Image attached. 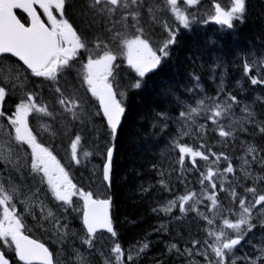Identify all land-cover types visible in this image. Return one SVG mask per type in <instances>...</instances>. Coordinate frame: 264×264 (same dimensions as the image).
Instances as JSON below:
<instances>
[{
  "label": "snow or ice",
  "instance_id": "snow-or-ice-1",
  "mask_svg": "<svg viewBox=\"0 0 264 264\" xmlns=\"http://www.w3.org/2000/svg\"><path fill=\"white\" fill-rule=\"evenodd\" d=\"M201 5L202 0H81L88 28L101 27L90 37L68 14L74 0H0V264H137L146 253L149 241L126 249L114 225L106 190L116 141L128 90L144 87L171 57L181 29L199 22L232 30L247 12V0H211L203 12ZM154 25L162 39L154 38ZM243 73L252 86H264V54L246 57ZM192 78L186 89L192 103L176 97L178 114L160 110L152 124L161 132L175 126L168 147L177 153L175 179L185 191L158 201L152 212L171 216L178 208L181 217L194 213L203 221V239L167 245L185 264H264V144L255 142L264 141V111L255 106L264 108V95L245 102L226 90L222 78L212 96L199 76ZM209 131L218 133L222 147L240 134L253 140L241 141L242 154L232 157L209 146ZM45 134L50 141L60 137L61 146L67 140L63 157ZM186 137L202 142L194 146ZM97 156L102 164L88 179L99 173L105 191L75 181L70 171L86 168ZM176 172L174 166L158 170L161 190L172 191ZM189 172L198 173V188H189ZM151 190L141 186L142 193ZM76 220L78 230L71 227ZM37 231L50 234L58 251ZM155 231L167 228L161 224Z\"/></svg>",
  "mask_w": 264,
  "mask_h": 264
},
{
  "label": "trees",
  "instance_id": "trees-1",
  "mask_svg": "<svg viewBox=\"0 0 264 264\" xmlns=\"http://www.w3.org/2000/svg\"><path fill=\"white\" fill-rule=\"evenodd\" d=\"M69 12L80 30L85 29L89 35L101 31L100 26L88 28L80 14L81 0H74V8ZM253 54H264V0H247L245 20L237 22L232 30L224 31L199 22L193 25L191 30L179 35L171 57L155 74H149L146 85L141 89L128 90V111L116 141L112 186L106 192L113 199L114 225L121 244L127 249L144 240L150 242L149 249L137 264H185L183 258L175 253L169 254L167 245L170 242L183 245L190 238H204L203 221L194 213L181 217L178 208L171 216L152 212L158 201L172 199L185 191L184 185L175 179L179 169L177 153L168 147L169 136L175 126L170 124L164 132L159 127L153 129L155 113L167 110L173 115L178 114L176 97L192 103L186 89L194 83L193 74L200 77V83L209 95H216L217 86L223 78L227 91L251 103L257 96L264 95V86H252L243 73L244 59H250ZM255 106L258 112L264 111L259 103ZM248 136L240 134L235 143H228V148L234 149L232 153L228 151L229 154L241 150V141L253 140L252 136ZM255 142L264 144L258 137ZM153 165H156L155 169ZM173 166L177 172L173 173L172 191L165 192L159 188L157 172ZM197 177L198 173H187L189 188H198ZM149 185L152 190L142 193L141 186ZM161 224L166 226V232L155 231ZM256 232L259 238V230ZM110 239V235H103L106 243ZM75 243L79 245V240Z\"/></svg>",
  "mask_w": 264,
  "mask_h": 264
},
{
  "label": "flooded vegetation",
  "instance_id": "flooded-vegetation-1",
  "mask_svg": "<svg viewBox=\"0 0 264 264\" xmlns=\"http://www.w3.org/2000/svg\"><path fill=\"white\" fill-rule=\"evenodd\" d=\"M68 14H69L70 18L72 19V21L74 22L75 26H77L76 23H75V20L73 19V18H74L73 15H72L70 12H69ZM81 31L87 33V32L85 31V29H83V28H81ZM87 34L89 35V33H87ZM89 36L91 37V35H89ZM44 95H45V97H46V96L48 97V95H49V93H48V91H47V87H45V89H44ZM11 104H12V101L9 100V101L6 103L5 107H6V108H10V107H11ZM87 135H88V134H87ZM43 139L45 140V142L50 141L49 138H48L47 136H45V135H44ZM55 143H56V144H60V143H61V138H60V137H57V138L55 139Z\"/></svg>",
  "mask_w": 264,
  "mask_h": 264
},
{
  "label": "rangeland",
  "instance_id": "rangeland-1",
  "mask_svg": "<svg viewBox=\"0 0 264 264\" xmlns=\"http://www.w3.org/2000/svg\"><path fill=\"white\" fill-rule=\"evenodd\" d=\"M203 69H204V67H203ZM207 69H208V68H207ZM238 148H239V146H238ZM231 151H234V149H233V150H232V149H231V150H229V152H230V153H232ZM237 152H239V153H240V152H241V150H240V151H237ZM237 152H236V153H237ZM236 153H235V154H236ZM235 154L233 153V155H235ZM92 171H93V168H92V169H91V168H89V169L87 170V175H88V176H91V175H92ZM84 175H85V177H87V175H86V174H84ZM93 177H95V176H93ZM87 178H88V177H87ZM95 178H96V177H95ZM67 251H69V252H70V248H69ZM66 254H67V253H65V255H66Z\"/></svg>",
  "mask_w": 264,
  "mask_h": 264
},
{
  "label": "bare ground",
  "instance_id": "bare-ground-1",
  "mask_svg": "<svg viewBox=\"0 0 264 264\" xmlns=\"http://www.w3.org/2000/svg\"><path fill=\"white\" fill-rule=\"evenodd\" d=\"M233 75V74H232ZM215 143V140L214 139H209L208 140V144L210 145V144H214ZM84 174H86L87 175V170H85L84 171V173L82 174V178L84 179V180H89L88 178L90 177V176H88L87 175V177H85V175ZM92 179H93V176H92ZM177 192V191H176ZM50 235V234H49Z\"/></svg>",
  "mask_w": 264,
  "mask_h": 264
}]
</instances>
